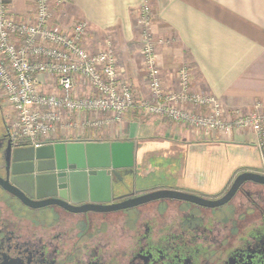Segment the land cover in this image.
<instances>
[{"label": "crops", "instance_id": "0c3cea01", "mask_svg": "<svg viewBox=\"0 0 264 264\" xmlns=\"http://www.w3.org/2000/svg\"><path fill=\"white\" fill-rule=\"evenodd\" d=\"M4 1L15 19L31 17L32 0ZM57 1L49 2L51 24L68 31L76 21L86 22L84 45L91 53L108 40L115 50L121 79L130 84L138 98L149 97L136 23L137 10L146 3L154 15V35L168 40L157 48L165 90L177 91L176 71L184 66L192 73V92L211 95L230 111L246 113L256 103L264 108V0ZM40 79L45 91L54 86L47 78ZM76 93L87 95L89 89L77 84ZM80 121L81 116L76 115L75 128L59 129L46 141L132 142L133 186L140 192L164 187L213 194L236 171L256 170L250 165L261 163L256 138L249 131L206 137L161 117H142L137 108L120 123L96 131L82 129ZM139 137L167 146L152 149ZM162 161L170 163L164 166Z\"/></svg>", "mask_w": 264, "mask_h": 264}, {"label": "flooded vegetation", "instance_id": "af4514ba", "mask_svg": "<svg viewBox=\"0 0 264 264\" xmlns=\"http://www.w3.org/2000/svg\"><path fill=\"white\" fill-rule=\"evenodd\" d=\"M21 144L2 119L0 264H264V184L245 180L232 189L237 176L262 175L258 170L236 171L213 194L146 191L174 189L198 202L161 198L132 204L145 191L130 188L92 210L57 196L29 198L10 173L11 152Z\"/></svg>", "mask_w": 264, "mask_h": 264}, {"label": "built area", "instance_id": "2783aa9c", "mask_svg": "<svg viewBox=\"0 0 264 264\" xmlns=\"http://www.w3.org/2000/svg\"><path fill=\"white\" fill-rule=\"evenodd\" d=\"M49 2L32 0L31 17L17 20L0 0V97L12 109L8 130L14 140L37 148L59 129L75 128L76 115L81 116L82 129L96 131L120 123L137 108L142 117H161L206 137L253 133L261 159L259 172L264 176V108L256 103L246 113L230 111L215 97L192 92V73L184 66L176 71L177 91L165 90L157 48L168 40L154 35V15L148 4L139 6L136 23L149 97L138 98L121 79L110 42L106 40L95 53L87 51V23L76 21L68 31L56 29ZM40 77L54 86L45 91ZM77 84L87 86L89 93L78 95Z\"/></svg>", "mask_w": 264, "mask_h": 264}, {"label": "water", "instance_id": "95a60500", "mask_svg": "<svg viewBox=\"0 0 264 264\" xmlns=\"http://www.w3.org/2000/svg\"><path fill=\"white\" fill-rule=\"evenodd\" d=\"M11 158L10 173L16 184L37 201L57 196L101 210L97 206L109 202L111 196L122 198V191L134 188V144L130 141H55L37 148L21 144L12 150ZM126 177L131 179L129 184ZM245 180L264 184L263 175L244 172L236 177L232 189ZM161 198L199 200L188 193L162 188L145 191L131 201L138 204Z\"/></svg>", "mask_w": 264, "mask_h": 264}, {"label": "rangeland", "instance_id": "374dc122", "mask_svg": "<svg viewBox=\"0 0 264 264\" xmlns=\"http://www.w3.org/2000/svg\"><path fill=\"white\" fill-rule=\"evenodd\" d=\"M111 44V43H110ZM111 46H112V44H111ZM112 48H113V46H112ZM113 50H114V48H113ZM114 52H115V50H114ZM116 54V53H115ZM117 58V57H116ZM2 119L5 121V123H6V126L8 127L9 126V124H10V122H11V120L13 119V113H12V109H11V107L3 100V99H1V97H0V123L2 122ZM139 139L143 142V143H146V145L149 147V148H156V149H161V148H163V147H166L167 145L166 144H162V143H149L148 141H145V140H143L141 137H139ZM147 143H149V144H147ZM252 158H255V157H252ZM258 159V158H257ZM162 160V159H161ZM254 160H256V159H254ZM169 163H170V161L168 162V161H166V162H164V161H162L161 162V164L162 165H164V166H168L169 165ZM160 164V165H161ZM257 163L255 162V166L254 165H250L252 168H256V170H259V169H261V163H259L258 165H256ZM138 182H139V180H138ZM141 184L140 183H138L137 184V186H140ZM134 190H136L135 188H134ZM138 190V189H137ZM136 190V191H137Z\"/></svg>", "mask_w": 264, "mask_h": 264}]
</instances>
